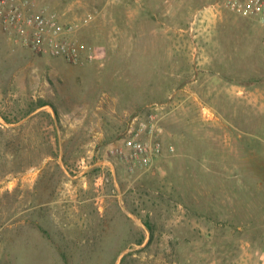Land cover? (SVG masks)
Here are the masks:
<instances>
[{
	"label": "rangeland",
	"instance_id": "374dc122",
	"mask_svg": "<svg viewBox=\"0 0 264 264\" xmlns=\"http://www.w3.org/2000/svg\"><path fill=\"white\" fill-rule=\"evenodd\" d=\"M43 2L79 24L97 60L37 55L0 25V264L259 261V21L224 0ZM39 101L49 105L31 112ZM154 104L166 107L165 151L130 173L111 148Z\"/></svg>",
	"mask_w": 264,
	"mask_h": 264
},
{
	"label": "built area",
	"instance_id": "2783aa9c",
	"mask_svg": "<svg viewBox=\"0 0 264 264\" xmlns=\"http://www.w3.org/2000/svg\"><path fill=\"white\" fill-rule=\"evenodd\" d=\"M224 3L235 15L257 19L264 28V0H224ZM0 25L14 46L37 55L63 59L75 66L97 60L96 50L78 40L79 24L66 21L64 14L43 0H0ZM262 44L264 50V38ZM165 109L164 105L154 104L145 118L135 116L122 144L111 148V154L130 173L148 172L163 155L161 122ZM203 110L216 116L208 106Z\"/></svg>",
	"mask_w": 264,
	"mask_h": 264
},
{
	"label": "crops",
	"instance_id": "0c3cea01",
	"mask_svg": "<svg viewBox=\"0 0 264 264\" xmlns=\"http://www.w3.org/2000/svg\"><path fill=\"white\" fill-rule=\"evenodd\" d=\"M110 169H111V171H115L113 165H110ZM126 169H127V168H126ZM101 214H104V212L101 213ZM91 224L94 225L93 222H92ZM231 226H232V225H231ZM231 226H229V228H231ZM224 229H226V228H224ZM247 229H248V228H247ZM242 236H243V238H246L244 234H243ZM253 236H254V235H253ZM243 238H241V239H243ZM253 238H254V237H252V238H250V239L248 238V240L245 242V245H246V246L248 245V247L251 248V246H253V245L255 244ZM223 245H226V244L224 243ZM262 245H263V247H264V238H263V241H262ZM249 259H250V258H249ZM219 260H221V259H218V261H219ZM250 261H251V260H250ZM220 262H222V261H220ZM251 263H252V264H264V251H263V254H262L261 258L259 259V261L253 259V260L250 262V264H251ZM216 264H223V263H216ZM231 264H237V261L231 262Z\"/></svg>",
	"mask_w": 264,
	"mask_h": 264
},
{
	"label": "trees",
	"instance_id": "16d2710c",
	"mask_svg": "<svg viewBox=\"0 0 264 264\" xmlns=\"http://www.w3.org/2000/svg\"><path fill=\"white\" fill-rule=\"evenodd\" d=\"M48 105H49V103H47L46 101H39L38 104H36L33 107V109L31 110V112L37 111L38 109L43 108V107L48 106Z\"/></svg>",
	"mask_w": 264,
	"mask_h": 264
}]
</instances>
